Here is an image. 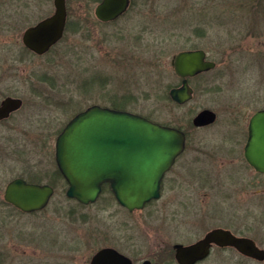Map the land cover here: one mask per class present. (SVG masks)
Instances as JSON below:
<instances>
[{"label": "rangeland", "instance_id": "374dc122", "mask_svg": "<svg viewBox=\"0 0 264 264\" xmlns=\"http://www.w3.org/2000/svg\"><path fill=\"white\" fill-rule=\"evenodd\" d=\"M45 1L41 13L47 15L54 5L53 0ZM153 1V7H148L156 15L153 33L144 40L133 39L142 24L140 15L131 13L109 25V51L105 52L101 36H91L97 26L88 30L87 0H69L70 18H83L84 28L75 33L70 26L48 55L35 57L30 79H39L41 73L51 75L57 92L76 96L79 107L102 102L105 90L109 98L105 102L110 106L183 126L192 135L190 145L223 143L213 131L217 124L198 129L191 118L204 107L219 108L225 99L252 100L251 107L264 104V0ZM30 20L34 23L37 18ZM73 41L79 48L76 62L72 61ZM193 45L206 48L222 65L207 71L200 81L195 78L194 98L177 105L167 96L170 86L178 82L171 56ZM36 63L44 68L35 74ZM72 68L74 75L78 73L75 84L70 82ZM100 69L109 75V84ZM216 84L220 86L217 90ZM37 102L42 103V109L35 111ZM68 107L33 93L22 111L26 117L20 112L0 122V264H89L92 254L104 245L117 246L136 262L150 257L155 264H178L172 243L178 237L195 240L200 231L194 222L189 223L191 216L181 223L176 221L183 216H177L172 224L166 185L160 199L134 211L122 206L108 185L90 204H79L66 195L68 183L57 174L54 151L58 128L74 112ZM18 175L55 186L46 207L24 212L4 200L6 183ZM215 256L213 253L198 264H219Z\"/></svg>", "mask_w": 264, "mask_h": 264}, {"label": "flooded vegetation", "instance_id": "af4514ba", "mask_svg": "<svg viewBox=\"0 0 264 264\" xmlns=\"http://www.w3.org/2000/svg\"><path fill=\"white\" fill-rule=\"evenodd\" d=\"M102 1L103 0H87V15L85 17L88 30L89 27L94 29V25L97 26L95 30L92 31L91 36L96 37V34L101 36L102 40L105 42V44H101L102 51L103 46H105V52L109 51V25L118 23L131 13H138L140 15L139 23L142 24L139 29L132 34L133 39L138 41L144 40L153 33L151 30H153V22H156V15L155 12L152 14L153 9H149L148 7L151 4L152 8L153 2L155 1L128 0L127 7L122 12L110 18H103L97 13V7ZM45 2V0H0V107L7 98L20 100V104L16 108L10 110L8 115L0 117V122L9 120L20 112L23 113L22 111L25 109L27 98L34 93L35 96L41 99L44 98L47 101H52L53 99L57 105L62 104L64 109L69 106L68 108L74 110L73 115L66 123L58 128V136L74 116L86 110L89 106L93 104L108 107L113 106L106 103L109 102V98L106 99L105 90H103L102 102L96 101L84 107H79L77 101H75L76 96L70 94L66 97L63 95V92H57V87L54 86L51 75L41 73L39 79H30L29 72L35 57H44L48 55V53L62 41L70 26H72V30L75 33L80 32V30L84 28L83 18H70L71 7L69 0H66L67 13L60 38L43 52H38L33 49L25 41L27 30L54 14L56 10L55 0H53L52 3L54 6L52 12L47 15H44V12L41 13V8ZM31 8H33L32 12ZM31 15L37 18L34 23H30ZM73 44L74 50L72 49V51L74 53V59H72V61L76 62L79 51L78 42L73 41ZM146 49L149 50L148 47H146ZM184 50H203L205 53L204 59L213 61L214 65L204 70L197 71L193 75L179 74L175 69L174 60L176 55ZM104 59L108 63V56ZM139 59L140 58L137 56V61H140ZM170 65L175 76L178 78V82L170 86L167 94L168 99L177 105H184L194 98L195 87L193 85V80L197 78L200 81L201 76L207 71L218 68L222 63L220 64V61L211 57L206 48L193 45L180 49L174 53L171 56ZM40 67L44 68L42 64H33L35 74L40 70ZM100 70L99 72L103 73L106 84H109V75L105 74L106 72L102 69ZM91 71L96 70L93 69ZM77 77L78 73L74 75L73 71L70 82L75 84L77 82ZM218 77H220V75H218ZM186 81L191 88V97L180 102L172 96L171 90L182 87ZM75 88L76 85L73 86V89ZM214 88L217 90L220 86L216 84ZM60 90L61 89H59V91ZM84 92H88V90ZM120 96H123V99L127 100L125 94H121ZM220 101H222L221 96ZM252 102L253 101L250 100L248 103L237 98L225 99L220 103L219 108L212 109L210 107H204L192 116L191 123L198 129L217 124L218 127L214 128L213 131L220 136V140L223 143L214 146L205 144L190 145L192 135L186 128L178 124L164 123L149 117L164 125L174 126L183 130L186 138L184 149L175 156L173 162L162 177L160 196L146 203L147 205L150 202H155L160 199L161 196L164 195V186L166 185L167 192L165 195H168V217L170 215L172 224L177 220V216H183L182 219H180L181 221H176L180 223L187 221L185 216H191V218L188 217L190 218L189 223L194 222L197 225V230L200 231L198 238L186 241L184 239H178L180 238L178 237L176 238L177 241L172 243L171 250L174 252V258L178 264L179 262L176 259L174 247L176 243L190 244L205 237L210 231L215 229L223 230L226 232V235L232 234L237 238H242L245 242L252 240L258 248L264 250V171L257 169L250 163L245 154L250 135V120L255 113L264 110V104L251 107ZM41 104V102H37L33 105L35 111L38 110V108L42 109ZM204 109L213 111L214 119L212 121L205 120L202 124H196V115ZM125 110L132 111L126 108ZM245 112L248 113L245 114ZM23 114L25 117L27 116L25 112ZM41 120L42 118L39 119V122H41ZM54 159L57 164L56 140ZM57 169L59 170L57 174L64 177L59 167ZM65 181L67 182L66 179ZM104 184L110 186L109 181H105ZM103 247H112L126 255L130 259L131 264H144L145 261H148V264H155L150 257H145L141 262L138 261V263L128 252L123 251L115 245H104L98 248L90 257L89 264L91 263L93 255ZM213 253H216L215 259L219 264H264V256L257 257L249 255L234 244L220 243L217 241L211 243L207 256L197 260L194 264H198L210 258Z\"/></svg>", "mask_w": 264, "mask_h": 264}, {"label": "water", "instance_id": "95a60500", "mask_svg": "<svg viewBox=\"0 0 264 264\" xmlns=\"http://www.w3.org/2000/svg\"><path fill=\"white\" fill-rule=\"evenodd\" d=\"M66 0H55L54 14L29 28L26 43L43 52L62 35L66 19ZM128 0H103L97 13L110 18L127 7ZM203 50H184L174 60L176 71L193 75L214 65L204 59ZM172 96L183 102L191 97L187 81L171 90ZM20 104L7 98L0 107V117ZM214 112L204 109L195 117L196 124L212 121ZM246 157L257 169L264 171V110L253 115ZM183 130L137 112L93 104L74 116L56 139L57 165L68 182L66 195L83 204L94 203L102 193L105 181L118 202L129 211L140 210L160 196L161 180L175 156L184 149ZM55 192L48 182L29 181L17 176L9 180L3 198L24 212L46 207ZM221 229L210 231L190 244L176 243L175 256L179 264H194L207 256L212 242L234 244L245 253L264 256L252 240L245 242ZM90 264H131L130 259L112 247L99 249ZM144 264H148L145 261Z\"/></svg>", "mask_w": 264, "mask_h": 264}, {"label": "trees", "instance_id": "16d2710c", "mask_svg": "<svg viewBox=\"0 0 264 264\" xmlns=\"http://www.w3.org/2000/svg\"><path fill=\"white\" fill-rule=\"evenodd\" d=\"M57 172L59 173V170H57ZM106 186H107L106 184L103 185V190L105 189ZM78 203H79V204H82V203H80V202H78Z\"/></svg>", "mask_w": 264, "mask_h": 264}]
</instances>
